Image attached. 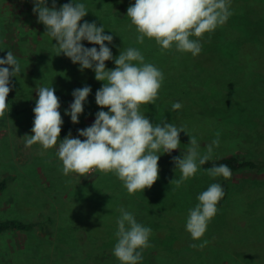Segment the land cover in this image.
Here are the masks:
<instances>
[{
    "label": "rangeland",
    "instance_id": "1",
    "mask_svg": "<svg viewBox=\"0 0 264 264\" xmlns=\"http://www.w3.org/2000/svg\"><path fill=\"white\" fill-rule=\"evenodd\" d=\"M76 1L86 6L89 22L102 24L104 34L113 35L107 46L114 57L134 47L162 71L155 103L142 105L141 112L153 123L183 126L187 134L180 133V149L160 155L153 186L133 194L113 173L93 169L83 177L65 175L57 156L59 139L47 150L38 143L25 147L24 135H32L34 120L30 103L42 86L55 88L63 124L72 123L65 115L71 93L85 85L91 92L78 118L80 129L91 126L96 112L108 109L95 103L102 82L94 72L81 71L57 55L55 41L37 22L32 0H0V58L11 51L22 70L10 78V111L0 117V179L7 180L0 193V218L38 223L28 232L0 234V264H120L113 248L121 207L152 230L151 247L143 250L139 264H264L263 168L231 170L224 179L210 177L200 167L179 188L170 183L180 176L172 157L186 152L189 136L197 139L203 154L218 133L212 158L234 154L264 161V0H231L232 15L204 34L196 56L175 46L162 50L147 37L136 43L139 33L126 16L135 0ZM174 102L182 107L172 110ZM223 180L227 191L217 214L204 235L193 240L185 228L189 210L210 184Z\"/></svg>",
    "mask_w": 264,
    "mask_h": 264
},
{
    "label": "clouds",
    "instance_id": "2",
    "mask_svg": "<svg viewBox=\"0 0 264 264\" xmlns=\"http://www.w3.org/2000/svg\"><path fill=\"white\" fill-rule=\"evenodd\" d=\"M230 2L135 0L127 8L126 16L139 33L136 43L143 44L147 37L154 39L162 50H171L175 46L178 52L196 56L202 51L200 40L204 34L224 25L232 15ZM32 3L37 22L44 25L45 33L55 41L57 55L63 54L73 64H78L81 71L92 70L95 80L102 82L95 93V103L100 109H108L96 112L91 126L78 129L77 137L69 133L60 139L57 156L62 162L63 173H76L81 177L93 169L104 174L113 173L130 194L151 188L158 179L160 155H170L173 150L180 149V133L187 134L183 126L177 127L167 120L153 123L141 112L142 105L155 103L164 79L162 71L146 63L141 51L134 47L119 51L114 57L107 46L112 44L113 35L104 34L102 24L98 27L95 21L83 20L88 14L83 3L69 0L59 8L56 0H51V6H48V0H32ZM82 41L99 47H85ZM106 61H113L114 67L107 68ZM21 71L18 59L11 51L0 58V117L10 111L7 101L12 90L10 78ZM90 92L91 87L85 85L71 93L73 101L65 115L70 116L73 124L79 123V115L84 111ZM36 93L32 135H24L25 147L38 143L47 150L56 146L60 137L63 124L59 111L61 105L52 86H42ZM171 107L178 110L182 105L174 102ZM219 142L217 133V138L201 154L197 139L189 136L186 152L172 157L180 176L170 183L179 188L194 177L200 167L212 159L214 147H218ZM206 172L210 177L224 179H229L232 174L226 164H214ZM223 196L219 183L210 184L197 196L199 203L189 210L185 225L193 240L204 235ZM118 211L113 255L120 264H139L143 250L151 247L149 237L152 230L137 222L132 212L123 207ZM191 246L204 247V244Z\"/></svg>",
    "mask_w": 264,
    "mask_h": 264
},
{
    "label": "trees",
    "instance_id": "3",
    "mask_svg": "<svg viewBox=\"0 0 264 264\" xmlns=\"http://www.w3.org/2000/svg\"><path fill=\"white\" fill-rule=\"evenodd\" d=\"M57 2L62 5L64 3H68L69 0H57ZM72 3H77L76 0H71ZM83 20L88 21L86 16L83 18ZM83 22V21H82ZM89 22V21H88ZM85 47H98L97 45L89 44L87 41H82ZM106 67L113 68L114 63L113 61H106L105 62ZM80 71L76 72V75H79ZM75 75V76H76ZM37 97L33 99V101L30 103L31 106L35 107V100ZM8 100V97H7ZM80 129V127L77 124L73 123H66L62 125L60 137L59 140L63 139L65 136H67L69 133H71V136L77 137V130ZM81 138V137H79ZM220 165V164H226L230 167L231 170H239L244 168H250V169H264V161H256L253 159H240L237 155H227L219 158H212L208 162H206L204 165L201 166V168L207 169L211 167L212 165ZM221 186L224 191V196L227 191V183L225 180L221 182ZM7 187V180L2 178L0 179V193L5 190ZM223 198L218 202L221 203ZM37 222L33 221H27L21 218H0V234L7 232V231H19V232H28L31 230L35 225H37Z\"/></svg>",
    "mask_w": 264,
    "mask_h": 264
}]
</instances>
